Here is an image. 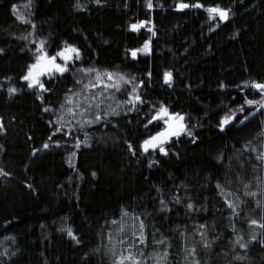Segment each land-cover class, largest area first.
<instances>
[{
	"label": "trees",
	"instance_id": "obj_1",
	"mask_svg": "<svg viewBox=\"0 0 264 264\" xmlns=\"http://www.w3.org/2000/svg\"><path fill=\"white\" fill-rule=\"evenodd\" d=\"M79 2L83 8L76 7L77 0H31L30 7L28 0H0V168L7 173L0 174V264H113L110 236L122 234L112 221L125 210V224L133 215L137 229L139 220L145 223L146 243L131 249L141 260L143 250L145 264H154L153 254L163 256L165 250L164 264H264V228L249 223H264V160L257 159L264 155V109L246 106L253 115L245 124L237 121L225 131L217 127L226 111L244 103L245 92L259 99L255 90L241 92L236 86L264 81V0H202L230 8L227 21L209 20L204 9L177 10V0H152L151 10L145 0ZM17 11L29 22L17 19ZM141 19L154 23L155 36L147 28L130 29ZM149 37L151 52L133 59L128 49ZM41 39L50 52L69 41L83 54L64 76L43 78L47 92L28 88L21 79ZM82 68L134 78L144 104L129 111L133 84H126L119 90L101 88L103 97L89 90L103 99L101 111L115 109L97 123L87 122L95 109L67 113L73 105L65 94L82 90L77 80L91 79ZM166 69L173 73L171 85L163 80ZM9 87L19 91L10 95ZM160 104L184 114L194 134L173 138L168 155L140 148L157 130L145 125ZM62 113L68 123L53 137L57 146L48 137ZM45 142L51 144L47 149ZM34 148L40 150L33 154ZM71 152L75 167L69 164ZM228 200L238 204L235 214ZM69 226L75 239L67 234ZM126 234L132 238L130 228ZM237 236L247 248L235 243ZM116 248L129 250L127 244Z\"/></svg>",
	"mask_w": 264,
	"mask_h": 264
},
{
	"label": "snow or ice",
	"instance_id": "obj_2",
	"mask_svg": "<svg viewBox=\"0 0 264 264\" xmlns=\"http://www.w3.org/2000/svg\"><path fill=\"white\" fill-rule=\"evenodd\" d=\"M97 4H100L102 0H95ZM146 7L151 10L154 7V4L152 0H145ZM31 6V0H28V5ZM13 9H16V5L14 4ZM77 8H83L84 5H82L79 0H77L76 3ZM177 10H184L188 8H199L204 9L208 14L209 20H216L217 17L220 21H227L229 19V13L231 11L230 8H226L221 6L218 3L214 4H207L205 2H202V0H196L195 4H190L185 2V0H177V3L175 5ZM17 16V19H19L22 22H29L28 16L24 15L23 13H20L19 11L14 13ZM151 25V27H149ZM218 26V25H217ZM130 29L134 32H139L142 28H147L149 32L152 33V36L156 35L155 32V25L151 20L147 19H141L137 20L134 23H131L129 25ZM32 28L35 29V24H32ZM31 35V34H30ZM27 39V37H24ZM3 49H0V52H2ZM128 52H130L131 57L133 59H136L138 57V54L145 53L148 54L151 52V37H149L147 40L144 41L143 45L138 48H131L128 49ZM82 50L77 45L70 43L69 41H64L63 46L59 47L55 52H50L48 50V45L45 40L41 39L38 42V46L35 48L34 54H33V60L31 63H29L25 69L24 75L21 77L22 80H24L27 84L28 88L35 89L39 88L45 92L50 91L49 88L46 87L44 77H48L49 79L56 77V76H64V74L71 71L72 65L75 64L77 61L82 59ZM81 72L86 74L87 76L91 77V79L88 80L87 83L83 82V79L77 80V85H82V90L80 92H72L69 90L68 93L65 94V101L67 104L73 105V107H68L66 109L67 113L72 114L75 116V108L80 109V113L82 115L87 114L88 112H92L93 109L94 115L93 118L88 123H97L101 121L102 119L106 118L110 114L115 112V109H112L109 107L107 110L101 111L100 105L103 103V99L98 100L97 95L95 93H90L89 90L96 89L99 92V95L101 97L104 96V91L101 90H108V89H121L126 84H133V79L130 77H126L121 72H114L111 70H104L100 71L95 68H82L80 69ZM94 74V75H93ZM149 76L152 75L151 71L148 73ZM163 80L165 84L171 85L173 81V73L170 70H165L163 72ZM144 81H140V84L142 85ZM243 87L236 86L240 89L241 92H245V89H248L249 91L255 90V92L259 95V99H251L248 98V93L245 92V98L244 103L237 106L236 110L229 109L222 115L219 119V122L217 124V127L221 131H225L230 125H232L235 122H239L241 125L245 124V122L249 119L250 116L253 115V112L246 109V106H258L259 109H264V81L259 80H250V81H242ZM220 87H225V85L221 84ZM19 89L16 87H9L8 93L14 94ZM129 96L131 97L130 100L127 101L128 104L131 105V108H129V111L137 108L138 104H144V100L140 93L137 91V85L133 84L131 92H129ZM43 99V97H40ZM81 99L83 100V104H81ZM65 105H61V108L63 109ZM45 111H48L46 108ZM237 112L243 114V118L241 119ZM118 114V113H116ZM52 123V122H50ZM68 123L64 119V114L62 113L60 116L56 118L55 124L57 125L53 131L52 136L48 137L49 142H54L59 146V141H53V137L56 133L64 132L65 131V124ZM149 125L155 127L157 130L148 135L146 138H144L141 141L140 148H142L143 152L149 153L150 150L152 151H159L160 153L164 155H168V148L166 147L170 142H172L173 138H178L182 135H187L189 137L193 136L192 130L188 127V125L185 122V115L179 112H174L169 109V107L165 104H160L157 108L155 105L153 106L151 118L148 120L147 125L145 127L147 128ZM69 127L71 125L69 124ZM0 128H3V125L0 124ZM67 135H72V133L69 131L66 133ZM87 135V134H86ZM49 142H45L42 145L43 149H47L51 146ZM195 142V141H193ZM83 143H87V140L83 141ZM81 145V142L77 140V143L75 147L79 148ZM40 149H33V154H36ZM129 150L133 151V154H135L134 146L129 143ZM76 155L75 152H71L69 154V164L72 167H75L72 165L71 158ZM258 160H264V155L258 156ZM151 166V165H150ZM0 174L7 173L4 172L2 168H0ZM93 175H96V173H93ZM31 187V186H30ZM217 187H221L219 183H217ZM245 189L249 187L248 184L244 185ZM245 195L255 197L257 195V192L255 191H246ZM162 205L164 207H167L166 204H164L163 201H161ZM259 204L260 201H257ZM227 205L230 209H232L233 214L236 213V209L238 207V204L236 202H233L231 200L227 201ZM189 209H192L194 206L192 203H189L187 205ZM129 217V213L125 210L119 221L113 220L112 223L114 225H117V233L122 234L121 238L117 239L116 237L110 236V239L114 241V245L112 248H110V251L114 257L113 264H145L147 261V257L145 256L143 250H140L139 255L141 257H144L143 260L137 258V254L131 251V249L136 248L137 244L144 245L146 243V237L144 233L145 223L141 219L139 220V225L137 229L136 220L138 219L134 215L132 216V223L130 225V231H131V239L127 236V231L129 230L128 227H126L125 220ZM252 225L259 224L260 227L264 228V223H261L257 219H251L249 221ZM201 228L204 227V225L200 226ZM235 230V229H234ZM68 236L75 239V234L73 232V229L71 226L66 228ZM203 233H201V236L203 237ZM138 237V239H137ZM252 240H256V236H252ZM243 238L241 236L236 237L235 243L239 244V247L241 248H247L248 244L242 242ZM77 243L79 241L77 240ZM154 244H163L164 240H153ZM262 245H264V240L260 241ZM127 244V248L129 249L127 251V254H124L122 252H117L116 246H120L121 248ZM205 247L210 246V241L204 240ZM196 249L193 248L190 251V255L195 254ZM155 257H158V259L155 260L154 264H164V261L167 260L168 252L167 250L164 251L163 256H160L159 253L153 254ZM237 260H243L244 257L241 255H237L235 257ZM195 264H200V261H195Z\"/></svg>",
	"mask_w": 264,
	"mask_h": 264
},
{
	"label": "rangeland",
	"instance_id": "obj_3",
	"mask_svg": "<svg viewBox=\"0 0 264 264\" xmlns=\"http://www.w3.org/2000/svg\"><path fill=\"white\" fill-rule=\"evenodd\" d=\"M130 225H131V224H126V227L130 228Z\"/></svg>",
	"mask_w": 264,
	"mask_h": 264
}]
</instances>
